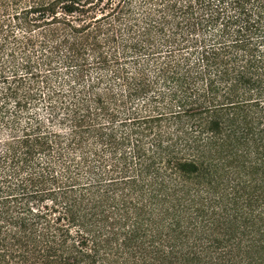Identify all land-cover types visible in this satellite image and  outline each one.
Masks as SVG:
<instances>
[{"label": "trees", "instance_id": "obj_1", "mask_svg": "<svg viewBox=\"0 0 264 264\" xmlns=\"http://www.w3.org/2000/svg\"><path fill=\"white\" fill-rule=\"evenodd\" d=\"M0 264H264V0H0Z\"/></svg>", "mask_w": 264, "mask_h": 264}]
</instances>
